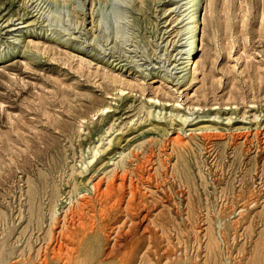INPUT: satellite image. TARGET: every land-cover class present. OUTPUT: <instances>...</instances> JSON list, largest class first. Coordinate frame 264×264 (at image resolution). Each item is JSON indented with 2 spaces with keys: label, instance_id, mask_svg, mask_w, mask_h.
I'll return each instance as SVG.
<instances>
[{
  "label": "rangeland",
  "instance_id": "374dc122",
  "mask_svg": "<svg viewBox=\"0 0 264 264\" xmlns=\"http://www.w3.org/2000/svg\"><path fill=\"white\" fill-rule=\"evenodd\" d=\"M184 1L152 0L142 13L136 0H0V55L23 51L24 35L37 45L32 47L34 60L22 61L18 52L0 58L2 264H38L44 257L61 264H263L264 27L255 11L250 27V11L242 10L250 0H241L237 15L238 0H219L213 13L202 10L197 94L185 95L193 85L181 95L168 93L157 89L155 75L164 74L173 84L172 76L185 60L176 50L187 42L186 34L178 33L189 20ZM165 5L175 8L169 16L162 12ZM177 13L183 22L169 24ZM19 16L33 20L32 33L25 27L5 33L7 20L16 23ZM103 64L133 80L130 87L122 93L115 89L117 83L105 88L98 71ZM149 97L155 98L149 107L153 115L145 117L137 106L148 105ZM175 101L181 103L179 114L186 116L184 131L177 129L178 119L173 128L167 125L168 113L162 117ZM104 104L111 107L97 111ZM216 111L220 117H214ZM201 123L216 126L210 131L221 135L202 137L192 131ZM177 130L191 142L178 158L169 149ZM244 133L250 142L243 140ZM94 145L99 151L91 160ZM122 148L129 153L124 187L128 180L136 182L139 197L134 204L124 198L117 218L107 213L112 200L79 209L80 197L94 195L90 184L106 179L108 157ZM40 172H47L58 190L57 219L50 225L48 193L39 199L41 222L34 211L29 214L25 201L27 178L38 180ZM73 182L78 193L71 194L70 206L79 216L67 212L66 223L62 216ZM124 187L117 194L129 190ZM247 191L256 200L245 201ZM59 242L63 253L55 248Z\"/></svg>",
  "mask_w": 264,
  "mask_h": 264
},
{
  "label": "bare ground",
  "instance_id": "6f19581e",
  "mask_svg": "<svg viewBox=\"0 0 264 264\" xmlns=\"http://www.w3.org/2000/svg\"><path fill=\"white\" fill-rule=\"evenodd\" d=\"M219 0H185L184 3L185 5L187 4V6L183 9V10H187V12L184 14V15H187L186 18H189V20H187L185 23H184V27L183 29H180L178 31V33H182V34H186V40L187 41L185 44L181 43L179 44L178 46H181V48H177V53H183L185 54V56H183L185 58V60L183 61V65L180 66V70L177 71L179 72L177 75L175 76H172V79H176V81L171 84V78H167L165 77L164 74L160 75V74H156L155 76L158 77L159 79V84L156 85L157 89L158 88H162L164 87L166 89V92L168 91V93L172 92V93H177L178 95H181L186 89H188L190 86H192L191 88V94H190V91L188 92V90L185 92V95H187V97H195V95L197 94L196 93V90L194 89V86L196 83H198L200 81V78H199V71H200V65H201V61L200 58L198 57V52L199 50L201 49V43H202V39L200 37V30H201V11L202 10H206V11H210L212 12V9H218L219 8V3H218ZM226 1V0H225ZM239 1V4H235V9H234V12L235 14L237 15V13L239 12L240 13V2L241 0H238ZM148 2V3H147ZM152 4V0H136V3H135V6L136 8L142 12V13H145V11L150 8ZM183 5V4H182ZM225 5V4H224ZM223 5V7H224ZM153 6V5H152ZM154 7V6H153ZM254 8V9H253ZM174 7L170 6V5H165L164 8H163V14L164 15H170L172 11H174ZM237 9V11H236ZM253 9V10H252ZM244 12H246L245 14H247V12L250 11V27H251V20L252 18L255 16L254 14L256 13V16L260 19V25L263 24V27H264V0H256L254 2V0H250V6L249 4L247 6H245L243 9H242ZM182 11V10H181ZM215 11V10H214ZM255 11V13H254ZM183 12V11H182ZM181 13V12H180ZM213 13V12H212ZM218 13V12H217ZM183 14V13H182ZM244 14V16H245ZM243 15V14H242ZM182 16V15H181ZM243 17V16H242ZM166 18V17H165ZM170 20L168 18H166L165 21L169 20V24L170 23H173L176 21L177 22H183V19H185L184 17H180L179 16V13H177V15L174 16V14L169 17ZM244 18V17H243ZM15 19H21V21H18V22H14L12 20H7V26H9L5 33H13V31L15 30H21L23 27H25L27 30H29V33L31 34V29H30V25L32 26L33 25V20H25L23 18V16H19ZM242 19V18H241ZM245 19V18H244ZM248 19V18H247ZM242 22V20H241ZM18 23H20L18 25ZM94 23H95V20H93V24L91 25V28L94 26ZM259 23V22H257ZM181 26V25H180ZM182 27V26H181ZM257 27V26H256ZM172 29V27H170ZM259 28V27H258ZM169 30V29H168ZM170 31V30H169ZM26 32V30H25ZM257 35H260L258 33H256ZM263 37H264V28H263V33H262ZM12 36V35H11ZM185 36V35H184ZM255 36V35H254ZM25 39H26V45H25V48L24 50L20 51V50H15V51H12L10 52V54H12L13 52H18V55H20V59L23 61H28L29 59L31 60H34L36 58V53L32 50V47L33 46H37L36 45V41L34 39H32V37H30V35L26 36L24 35ZM17 38L15 37L13 40H16ZM171 40V39H170ZM168 41V40H167ZM184 41V42H185ZM171 42V41H170ZM186 47L183 49V47ZM12 49V48H11ZM9 53V52H8ZM8 54V55H10ZM8 55H0V58H4L5 56H8ZM78 59L80 62H84V63H87V64H90L91 63V60L83 57V56H78ZM1 62H4V61H1ZM26 63V62H25ZM98 67V65H97ZM101 67V68H100ZM99 68V72L102 76V78L104 79L105 81V85H103L105 88L109 87L110 84H114V83H117V84H120L119 87H115V89H117L118 91H120L121 93L123 92V90L125 88H128L130 87V85L132 84L133 80L131 79H127V78H124V77H121L118 73L117 74H114L113 73V70L114 69H107L106 67H108V65H102L100 66ZM169 73V72H168ZM169 76V75H167ZM171 77V75H170ZM155 78V77H154ZM153 78L152 81H156L155 79ZM194 89V90H193ZM118 91L115 93L116 95L120 96V94H118ZM189 95V96H188ZM149 98H152L153 100H151L150 103H148V105H145L144 103H142L141 105H138L137 106V112H142V115L145 114V117H148L150 115H153V112L150 110L149 107L152 106V104L154 103V97H149ZM192 99V98H191ZM158 101H160L158 99ZM177 102V104H175V107H173L174 104H172V107L167 111H165L162 115V117L164 118L165 117V113L167 115L168 113V116H169V120L167 121V125H171L173 126V128H175V125H172L173 124V121H176V119H178L176 123V125H178V130H181V131H184L185 130V122H186V116H183L184 114L181 113L179 114L180 112V109L178 108L179 105H181L180 102L178 101H175ZM166 105L168 104H164L162 106V108H165ZM0 106H1V103H0ZM193 106V105H192ZM192 106H191V109H192ZM111 105L109 104H104L102 106H100L97 111L101 110V112H103L106 108H110ZM187 109H190L189 105L187 107ZM96 111V110H95ZM106 111V110H105ZM160 112V111H159ZM159 112L156 114L157 116H159ZM219 111H216L215 113H217ZM233 112V111H232ZM220 113L218 115H215L214 114V117L215 116H219L220 117ZM95 114V113H94ZM161 114V112H160ZM209 115V114H208ZM257 114H253V117H256ZM82 117V116H81ZM167 117V116H166ZM241 118L245 117L243 113H241L240 115ZM10 118V117H9ZM225 119H227V121H229L232 116H231V113L229 115H227L226 117H224ZM171 121V122H170ZM187 125V124H186ZM66 126V125H65ZM216 126H213L212 124H207V123H201L200 125L197 126V128H193L192 131H195L198 130L199 133H202V137H215L216 135L219 136L221 135L220 133H212L210 130L212 129H215ZM229 128H234V129H240L241 127H238V126H235L234 127V124H230L229 125ZM119 129V128H118ZM167 130V129H165ZM164 130V131H165ZM176 131L175 132V135H173L172 137H170V151L171 152H174L176 154V158L178 157H182L183 155V152L186 151L188 148H190L191 146V142H190V139L189 137H186L184 135H182L179 131ZM243 133V132H241ZM240 133H237V136H239ZM256 135V134H255ZM69 136V135H67ZM239 138H237V140L239 141ZM242 138L243 140H247L250 142V139H249V136H248V133H244L242 134ZM261 138V137H260ZM237 140H233L232 144L234 146L237 145ZM115 142V140L112 142V144ZM247 143V142H245ZM92 147V146H91ZM232 147V146H231ZM93 151V154L91 156V160H92V157H94L96 155V153L99 151V149L97 147H95V145L92 147V149H90ZM137 150V149H136ZM146 151V150H145ZM148 151V149H147ZM150 151V149H149ZM153 151V150H152ZM169 151V152H170ZM132 152V151H131ZM151 153V152H150ZM134 154V153H133ZM132 154V155H133ZM146 154V153H145ZM167 154V153H166ZM131 155V153H130ZM131 155V156H132ZM141 155V154H140ZM139 155V156H140ZM143 155V154H142ZM147 155V154H146ZM169 155V154H168ZM129 157V153L128 152H125L124 151V148H122L121 150L119 151H115L113 154H111L108 159H107V162H110L111 161V167L107 170V171H103L105 174L104 176L106 177L105 180L102 181V178L98 179L97 182L95 183H92L90 184L91 185V189L93 188L94 189V195L92 197H86L84 195H82V197L84 196V199L80 197V199L82 200H79L81 201L79 204H78V208L80 209H83V208H87L89 209L90 206H92L95 202H98V203H101L103 201H106L107 200H112L113 202H111L112 204H107V205H112L114 207H111L107 213L112 216L113 218H117L116 214H118L120 212V205H121V202L123 201L124 198H128L127 201H129V204H132L134 202V200H136V198H138V187H136L137 183L136 182H130L128 179V187H129V190L127 191H124L123 193H119L117 194V190H119L120 187H124L126 186V173H124V171H128L126 170V164H127V158ZM136 157V155H135ZM138 159V157H136ZM142 158V157H141ZM145 158V157H144ZM149 159V158H148ZM147 159V160H148ZM139 160V159H138ZM146 160V161H147ZM90 161V158L89 160H87V163H89ZM101 161V160H100ZM145 161V163H146ZM129 162V161H128ZM83 163V162H82ZM142 163V161H141ZM140 164V163H139ZM171 164V163H170ZM86 165L88 164H85V166H83L84 168L86 167ZM144 165V164H143ZM174 166V169H175V165L173 164ZM82 167V166H81ZM138 167H142V165H138ZM170 167V166H169ZM136 168V167H135ZM134 168V169H135ZM155 168V167H154ZM83 169V168H82ZM119 169V170H118ZM140 169V168H139ZM65 170V169H64ZM117 170V171H116ZM138 170V169H137ZM58 171V170H57ZM83 171V170H82ZM132 170H130L131 172ZM52 173V172H51ZM176 173V172H175ZM131 174V173H129ZM174 174V173H173ZM129 176V175H128ZM133 178V177H132ZM130 180H133V179H130ZM139 186V185H138ZM128 187H124L122 189H128ZM121 189V190H122ZM26 199L25 201L27 202V209L29 210V214L31 215L32 212L34 211V216H36V220L37 222H41V219H42V215H41V212L38 213V205L40 204L39 203V199L41 197L42 194L44 193H48V199H49V208H48V215H49V225L50 224H53V222L57 219V215H56V197H57V187L55 186V183L54 182H50L48 181V177H47V172H40L39 173V178L38 180H31V179H28L27 178V188H26ZM248 192V191H247ZM78 193V188H77V185L75 182L72 183V187H71V190H70V196L68 197V203H69V206L71 205L70 202L72 200V195L71 194H77ZM84 193V192H83ZM130 193V194H129ZM239 193V192H238ZM143 194V193H142ZM252 194V193H251ZM128 195V197H127ZM257 195V194H256ZM79 196V195H78ZM262 196V195H261ZM157 197V196H156ZM155 197V198H156ZM169 197V196H168ZM256 197H253L250 195V192H248L245 196H244V199L245 201H254L256 200L255 199ZM243 199V200H244ZM262 199V198H261ZM261 199H259L258 201H260ZM74 200V199H73ZM77 200V199H76ZM263 202H264V199H262ZM138 201V200H137ZM136 201V202H137ZM141 201V200H140ZM162 201V200H161ZM242 201V200H241ZM67 202V201H66ZM75 202V200L73 201ZM262 201H260L261 203ZM138 203V202H137ZM141 203V202H139ZM66 204V203H65ZM74 204V203H73ZM72 204V206H73ZM123 204V203H122ZM134 204V203H133ZM262 204V203H261ZM76 205V204H75ZM99 205V204H98ZM104 205V204H103ZM68 206V208L66 207L65 209V213L63 214L62 216V220L64 221V217H66L68 214H70L71 216H76V208L75 209H72V207L70 208ZM128 206V205H127ZM131 206V205H130ZM89 207V208H88ZM100 207V206H99ZM123 207V205H122ZM121 207V209H122ZM126 207V206H124ZM129 207V206H128ZM132 207V206H131ZM130 207V208H131ZM98 208V207H97ZM93 209V207H92ZM78 210V209H77ZM264 210V208L262 209V211ZM64 211V210H63ZM84 211V210H83ZM86 211V209H85ZM84 211V212H85ZM101 211V210H100ZM104 211V210H103ZM129 211V209H128ZM132 211V210H131ZM130 211V212H131ZM68 212V214H66ZM81 210L77 211V214H80ZM62 213V212H61ZM88 213V211H87ZM92 213V212H91ZM100 213V212H98ZM97 213V214H98ZM124 213L125 212V209H124ZM66 214V215H65ZM84 214V213H82ZM81 214V215H82ZM88 215V214H87ZM86 215V217H87ZM93 215V214H92ZM101 215V214H99ZM124 216H126L125 214H123ZM61 216V215H60ZM70 216V217H71ZM79 216V215H78ZM77 216V217H78ZM83 216V215H82ZM128 216V215H127ZM73 217V218H74ZM75 217V218H77ZM84 217H85V214H84ZM100 217V216H99ZM121 217V216H120ZM0 218L3 219L4 218V215L3 213H0ZM72 218V217H71ZM88 218V217H87ZM58 219H60V217H58ZM68 219V218H67ZM80 219V218H79ZM78 219V221H79ZM120 219V218H118ZM117 219V220H118ZM71 220V219H70ZM68 220V221H70ZM75 220V219H74ZM81 220V219H80ZM77 221V222H78ZM92 221V220H91ZM263 221V220H262ZM62 222V221H61ZM66 222V220H65ZM72 224V221H70ZM75 222V223H77ZM80 222V221H79ZM78 222V223H79ZM83 222V221H82ZM80 222V223H82ZM67 223V222H66ZM79 223V224H80ZM92 223V222H91ZM90 223V224H91ZM7 224V223H6ZM59 224V223H58ZM61 224V223H60ZM63 224V222H62ZM65 224V223H64ZM119 225V222L116 223ZM83 225V223H82ZM82 225H80L82 227ZM66 226V225H64ZM70 226V225H69ZM79 226V225H78ZM93 226V225H92ZM91 226V227H92ZM113 226V225H112ZM111 226V227H112ZM115 226V225H114ZM263 226V224H262ZM50 227V226H49ZM67 227V226H66ZM71 227V226H70ZM73 227V226H72ZM40 228V227H39ZM60 228V227H59ZM115 228V227H114ZM56 229V228H55ZM60 229H64L63 228H60ZM59 229V230H60ZM262 229V228H260ZM264 229V228H263ZM70 230V229H69ZM56 231V230H55ZM116 231V230H115ZM264 231V230H263ZM263 231H262V234H263ZM66 232V231H65ZM67 232H68V229H67ZM70 233H72V231H69ZM259 232L258 231V235H256L257 237L259 236ZM60 235V233H57ZM56 234V235H57ZM62 236L65 237H68V233H65L63 235V233H61ZM117 234V233H116ZM51 235V234H50ZM262 235H260V238L262 239L261 237ZM54 237V236H53ZM61 237V235H60ZM264 238V237H263ZM260 239V241H261ZM55 240V239H54ZM64 240V239H63ZM62 240V241H63ZM47 241V240H46ZM56 241V240H55ZM60 241V240H59ZM255 243L257 241V239L254 240ZM259 241V242H260ZM49 242V240L47 241ZM70 242L69 240H67V243ZM54 243V242H53ZM65 243V242H64ZM254 243V244H255ZM258 243V242H257ZM256 243V244H257ZM261 243V242H260ZM259 243V244H260ZM263 243V242H262ZM261 243V244H262ZM59 244L57 247L55 248H58L60 247V242L57 243ZM63 244V243H62ZM66 244V243H65ZM64 245V247L66 246V249H67V245ZM5 245L4 242H2V240H0V264H2V257H1V251L3 249V246ZM46 245V244H45ZM73 245V244H72ZM264 246V244H262ZM51 246V245H50ZM74 246V245H73ZM254 247L256 245H253ZM70 247V245L68 246ZM258 247V245H257ZM261 247V246H260ZM55 248L53 247V251L55 250ZM264 248V247H263ZM38 249V248H37ZM40 249V248H39ZM50 249V248H49ZM61 249V248H60ZM60 249L58 250L60 252ZM64 249V248H63ZM62 249V250H63ZM69 249V248H68ZM73 251H74V248H71ZM255 249V248H254ZM253 249V250H254ZM30 250V249H29ZM61 250V252H62ZM69 251L70 253L72 252ZM257 250V249H256ZM39 251V250H38ZM66 251V250H65ZM68 251V250H67ZM261 251V249H260ZM57 252V251H55ZM54 252V253H55ZM60 252V253H61ZM69 252H67L69 254ZM257 252V251H256ZM264 252V251H263ZM46 253V251L44 252ZM63 253V252H62ZM66 253V252H65ZM253 253V252H252ZM260 253V252H259ZM42 255V254H41ZM70 255V254H69ZM254 255V254H252ZM259 255V254H258ZM43 256V255H42ZM65 256V255H64ZM67 256V255H66ZM65 256V257H66ZM250 256H251V253H250ZM256 256V255H255ZM32 257V256H31ZM41 257V256H40ZM62 257V256H61ZM173 258V257H172ZM249 258V257H248ZM252 258V256L250 257V259ZM259 258V257H258ZM41 259V258H40ZM63 259V258H62ZM66 260V259H65ZM183 260V258H182ZM61 261V260H60ZM186 261V260H185ZM247 262V261H246ZM251 262V260H250ZM256 262V261H255ZM258 263H259V259H258ZM38 264H61L59 261H56L53 259V261L51 260H48V258H43L41 259L40 261H38ZM251 264V263H250ZM263 264H264V259H263Z\"/></svg>",
  "mask_w": 264,
  "mask_h": 264
}]
</instances>
